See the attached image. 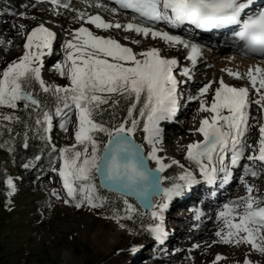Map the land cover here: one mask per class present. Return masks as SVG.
Instances as JSON below:
<instances>
[{
  "label": "snow or ice",
  "instance_id": "1",
  "mask_svg": "<svg viewBox=\"0 0 264 264\" xmlns=\"http://www.w3.org/2000/svg\"><path fill=\"white\" fill-rule=\"evenodd\" d=\"M115 2L120 8L133 10L144 22H136L137 18L134 17L126 24L119 21L113 24L99 13L88 14L79 8L73 9L76 12L74 19L87 20L97 29L123 27L144 37L160 38L169 47L182 46L187 51L185 59L190 60L192 65L202 55L201 45L154 26L156 22H164L174 29L186 24L203 30L231 27L232 36L240 42H234V48L244 55L264 56V3L257 4L255 0ZM51 3L58 8L60 6V0H51ZM84 3L87 5L90 0H84ZM62 6L69 8L70 4L64 3ZM96 6L107 7L101 0H96ZM111 11L115 13L118 9L114 7ZM19 15L24 17L26 13L21 11ZM23 27L20 25L21 29ZM24 35L26 39L22 55L0 72V106L16 109L18 102L22 101L24 108L33 110L29 115H35V125L39 126L37 130L42 129L44 134L52 127V114L46 102L48 94L55 100L56 115L65 117L60 125L65 131H68L70 113L75 110V143L58 149L51 144V149L58 152L60 160L59 168L53 167L52 171L58 172L66 196L70 198L63 202H74L77 208L85 203L96 208L103 206L109 197L98 193L96 178L99 177V187L108 188L122 199L129 218L133 213H138V209L129 202V196L136 197L150 210L152 222L141 223V227L156 242H163L168 236L164 226V211L168 208V202L198 182L191 167H185L179 160L171 158L165 162V156L158 154L163 150L160 122L173 119L180 96L179 85L184 83L174 75V69L179 64L177 58L161 55V49L157 47L134 52L117 39L98 35L81 23L72 29L70 38L63 41V58L52 66V71L65 77L68 83H48L42 76V66L45 55L53 51L56 33L44 23H38ZM134 43L139 44V41ZM180 71L189 80L192 79L188 66L180 67ZM225 71L241 78L238 70L227 68ZM245 75L258 93L255 103L264 109V67L260 64L249 66ZM212 83L203 84L197 95L188 96V100L199 99V110L208 111L210 116H204L198 128L190 129L202 134L203 139L189 143L185 152L186 158L198 168L199 178L210 185L217 180L222 183L230 180L232 171L229 164L238 165L244 156V137L248 131L247 108L250 103L247 86H233L223 78L214 88L211 103H208L204 94L210 93ZM37 92L45 94L44 99ZM121 106L127 114L118 117ZM106 115L108 120L104 119ZM0 119L20 122V117L14 113L0 114ZM141 125L147 149L135 138ZM8 131L11 132V128ZM259 133L258 151L247 159L260 161L261 170L264 171V123L260 124ZM43 138L51 142L50 136L44 135ZM229 151L230 161L226 162L225 153ZM149 161L155 162V167H151ZM170 165L178 166L175 177L164 175ZM247 175L257 176L259 172L252 165L244 164L240 180L245 185V195L225 202L216 212L217 219L223 223L216 235L224 243L247 244L250 250L264 255V194L254 193L255 185L244 178ZM165 181H168L167 186ZM5 182L11 195L16 191L13 178L9 176ZM51 195L61 198L56 189L51 190ZM113 218L119 220L120 216ZM120 226L125 227L123 224ZM197 247L198 244L192 245V248ZM136 249L137 246L133 245L131 251ZM215 259L218 261L222 257L217 254ZM242 264L258 262L246 256Z\"/></svg>",
  "mask_w": 264,
  "mask_h": 264
},
{
  "label": "rangeland",
  "instance_id": "2",
  "mask_svg": "<svg viewBox=\"0 0 264 264\" xmlns=\"http://www.w3.org/2000/svg\"><path fill=\"white\" fill-rule=\"evenodd\" d=\"M13 1L14 0H1L0 6L2 8H9L8 11L6 9V14L3 13L0 15V24L7 25L9 19L13 16L14 11H11V6L15 8ZM33 1H40L39 3L42 2L46 5L51 4V0ZM93 1L96 3V0ZM8 2L11 4H8ZM64 3H69V0H60L59 8L62 12L69 14L75 6H73L74 8L70 7L67 9L62 6ZM101 3L107 5L106 8L109 10L114 8L103 1H101ZM85 8H87L85 12L88 14L93 11L91 8ZM85 8H82L83 11L86 10ZM4 10L5 9H0L1 13L4 12ZM61 13L59 14V18H54L52 15L42 13V19L31 21L29 23L30 27H27L28 29H23L22 34L15 35L16 38L11 41L13 45L12 50L18 49L20 54L5 59L2 62L0 61V72H2L3 68L6 67L8 63L14 59H18L22 55L23 43L26 39L24 33L26 31H29L38 23H44L45 25L53 27V24L57 22L56 24H58L59 27L58 25L55 26L53 31L57 34L59 32V34L53 42V51L50 54H46L44 57L42 76L48 83H68L65 77H61L52 71V66L57 60L63 58V49L61 48L63 41L70 38L72 29L79 27L80 24L84 22L80 23L79 21L74 24V27L69 29L66 26L64 27L63 23L60 21ZM117 13L123 16L122 19L125 22L132 21L134 18L128 13L120 10H118ZM136 22L142 21L136 19ZM156 27L168 30L163 26ZM66 33L69 35H66ZM118 36L117 34L114 35L115 38L120 39V36ZM193 41L201 45V52L204 54V60L198 63L197 69L201 68L202 71L205 72L204 74L207 76L209 75L208 78L204 79V81L199 84L203 86V84L209 81L213 82L210 93H206L207 97L205 99L208 103H211L212 93L221 78H224V80L228 79L230 84L233 83L249 88L250 103L247 108L248 131L244 137L245 151L242 161H240L237 166L238 170L234 184L238 183L237 178L240 179V176L243 174L244 164H250L259 172V175L252 176L257 182L253 191L254 193L258 192L261 194L264 187V171L261 170L259 161H249L247 159L254 151H258V141L260 139L259 126L261 123H264V109H261L260 106L255 103L258 93L251 87V82L247 79L245 72L241 74V78H236L225 71L227 68H231L234 71L237 69L233 68V65H231L232 67H230V65L228 66L229 59L214 58L219 55L218 48L203 44L199 40ZM146 47L147 46L140 47V50L142 51L146 49ZM150 47L157 46L151 45ZM169 56H175L179 61L178 66L174 69V75H176V77L177 74L179 75L181 73L180 67L191 66V61H187V59H185L186 56L180 57L177 53H170ZM210 64L213 65L209 66ZM193 72L195 76L197 74L196 78L193 74H191L193 77L190 80L187 77L185 78V76L183 78V75L177 78L178 80L187 82L179 85L180 96L178 98V106L181 107L179 110L183 108L192 110L196 104L199 103V99L188 100L189 95L195 96V93L191 92V89L195 87V82L197 80H202L201 75H198L199 73H196L195 69ZM202 86H199L198 89ZM55 107V100L51 96L48 110L52 114V127L47 134H44L42 129L37 130L39 126L35 125L34 114L31 116L28 114L27 120H24V122L26 121L22 127L23 136L25 138L24 145H28L30 139L39 140V142L42 143L40 158L36 161L28 160L24 164H19L17 159L11 158L8 163H4L9 172L7 178L9 176L13 178L16 191L10 195V202L5 207L0 208V264H213V261H215V264H236V262L242 264L246 256L253 262L264 264V255L250 250L249 245H234L224 243L221 240H217L219 246L216 248L196 250V252L188 258L181 255L185 245L188 249L197 242L191 237V234L198 231L203 225V222H207L210 217H214L210 211L217 207L216 204H204L202 201L203 196L197 195V192L195 193L196 198L200 199L199 197H201L202 199L193 200V203H190L192 202L190 200L191 198H187L185 203L189 204V209H186L185 212L184 209H178L177 205L182 203L180 199H182L186 193L182 196L173 197V199L168 202V208L164 211V226L168 232V236L163 241L164 243L156 242L150 233L141 227V223L148 224L152 222L153 218L150 215V210H143L134 200L128 198L129 202L138 209V213H148L147 215L133 213L132 217L129 218L125 212L122 199H120L116 193L99 187L97 178L96 184L98 193L109 197V200L106 201L103 206L96 208L85 203L80 208H77L74 202L64 203V199L70 198L66 196V191L63 189V183L58 172L52 171L53 167L59 168L60 160L58 152L51 149V144H55L58 149L64 145L75 143L74 131L76 127V114L75 110L70 113V123L67 125L68 131H65L60 126L65 117L56 115ZM18 110H22V112L33 111L32 109L24 108L23 102L22 105H19L16 109L0 106V114H15ZM198 112L199 120L204 116H209V114L203 110H199ZM178 117L180 118H178L177 122L174 124L185 127L183 125V117ZM8 121L0 119V123H6ZM192 121L194 120H191V122ZM191 122H189L188 125H190ZM195 122L196 121L191 124L197 127L198 122ZM160 124H162V121ZM161 128L162 133L168 135L170 129L163 126ZM251 132H254V135H251ZM136 133L139 142L144 144L147 149V143L143 140L142 126ZM44 135L51 137L50 143L43 138ZM187 140H189L190 143L193 142L194 136H191ZM188 144H183L181 155L183 159H180L181 156L176 151H162L160 155L162 154L165 156V160L169 158L179 160L185 167H191L196 173L197 178L200 179L198 168L194 162L186 158L185 152ZM163 145V148H165L166 145ZM249 145L252 146L250 151L247 149ZM1 153L2 148L0 147V157ZM225 157L226 162L230 161V151L225 153ZM150 163L151 166H155V162L150 161ZM26 164L29 166L25 167L24 165ZM229 166L233 172L235 166L230 164ZM178 171V166L170 165L164 172V175L175 177ZM222 175L223 173H220V176ZM247 177H249V175L244 178L246 179ZM201 182L204 185L206 181L202 180ZM164 183L165 186H167L168 181ZM218 183L222 182L219 181ZM52 189H56L61 198L51 195ZM111 193H113V195H111ZM240 194H242V196L245 195V185ZM222 197V201H220L221 207L225 202L229 201V195L223 194ZM183 199H185V197H183ZM117 205L121 206L120 211L110 213L114 206ZM201 209L208 211H202ZM115 215H119L120 219H114L113 217ZM121 224L125 225V227L122 228L120 226ZM129 229H131V231H129ZM133 245L137 246L134 252L131 251ZM217 254L221 255V260L216 261L215 258Z\"/></svg>",
  "mask_w": 264,
  "mask_h": 264
},
{
  "label": "bare ground",
  "instance_id": "3",
  "mask_svg": "<svg viewBox=\"0 0 264 264\" xmlns=\"http://www.w3.org/2000/svg\"><path fill=\"white\" fill-rule=\"evenodd\" d=\"M0 2H1V0H0ZM13 2H14V6H15V8L13 6H11V8H12L11 11H14L13 16H11L7 25L0 24V55H1L0 61L1 62L4 61L5 59H8V58L14 57V56H18L20 54V52H18V49L12 50L13 45H12V43L9 44L8 41H13V39L16 38L15 35L22 34L23 29L30 27L29 23L31 21L42 19V13L52 15L54 18H59V14L62 12L60 10V8H58L56 5H53L51 2H50L51 4H47V5L42 3V2L39 3L40 1H33V0H14ZM69 4H70V7L75 6V8H79V9H81V11H83L82 8H85V7L91 8V9H93V11L90 12L89 14L99 13L105 20H110L113 22V24H115V22H117V21H119L121 24L127 23V21L125 22L122 19V17H123L122 15L118 14L117 12L114 13L106 7H97L95 1H93V0H90V3L87 5L84 3V0H69ZM8 8L9 7H6V8L1 7L0 9H5V10L2 13L0 11V15H2L3 13L6 14V9L8 11ZM85 9L86 10H84V11H87V8H85ZM21 11L26 13V15L24 17H21L19 15V12H21ZM31 14H33V15H31ZM61 14L62 15L60 17L61 18L60 21L63 23L64 27L66 26L69 29L71 27H74L75 26L74 24L80 21L78 19H74V17L76 16V12H74L73 10H71L69 14H66L64 12H62ZM81 22H84L86 27H89L92 31H94L98 35L110 36L112 38H115L114 37L115 34L119 35L120 39H117V38H115V39H117L122 44L125 43V45L131 47L134 50V52H137V53L141 52L140 47H145V46L150 47L151 45H155V46H157V48L161 49V55L169 56L170 53H177L178 56H180V57L187 56V51L182 46L169 47L160 38H152L151 36L144 37L140 34L135 33L133 30H128V29H125L123 27H121L119 29H117L115 27L110 28V29H97L94 25H91V23L88 22L87 20L80 21V23ZM56 23L53 24V27H50L49 25H45V26L49 27L53 30V28L58 25ZM20 25L24 26L23 29L20 28ZM58 27H59V25H58ZM166 28L168 29V31L174 32L175 34L182 35L186 39L189 38L188 36L183 34L181 28L178 29L180 32L177 29H174L172 27H168L167 25H166ZM58 34H59V32H58ZM58 34L56 33V38H57ZM125 37H127V39H125ZM216 40H217L218 46H219V44H225V45L230 44L229 43V41H230L229 37H223L222 41L218 38ZM134 41H139V44L134 43ZM148 45H150V46H148ZM224 47L225 46H223L222 49H219V51H218L219 55L214 57V58L229 59L228 66L230 65V67H232L231 65H233V68L237 69L241 74L243 72L246 73L249 66L254 67L257 64H260L262 67H264V56L255 55V54L244 55L238 50V48L237 49L232 48L231 46H227L226 48H224ZM230 57H231V59H230ZM203 60H204V54L200 55L197 58V63L195 65L191 64V66H188L190 68L191 74H193L195 76V74L193 72V70L195 69L196 73H199L198 75H201V77H202L201 78L202 80L201 81L197 80L195 82L196 83L195 87L191 89V92L195 93L194 95H197L198 87L202 86L199 83L200 82L202 83L204 81V79L208 78V76H209V75L207 76L206 74H204L205 72L202 71L201 68L197 69L198 63L202 62ZM211 65H213V64H210L209 66H211ZM181 75H183L182 72L179 75L177 74V78H180ZM196 77H197V74H196L195 78ZM183 78H184V75H183ZM224 81L228 82V79L224 80ZM184 83H187V82L184 81ZM232 85L233 86H240V85H235L233 83H232ZM217 86H219V83L216 84V87ZM204 96L206 98L207 94H204ZM199 106H200V103H197L196 106L194 107V109H192V110H190L188 108H185V109L183 108L182 110H179L178 116L183 117V125L185 127H182L178 124H174L175 122H177V119L176 120L171 119V120L162 121L165 128L170 129V132L168 131V135H165L166 133H163V141H162V149L163 150L162 151H164V152L176 151L181 156L183 144L185 145V143L188 144V142H189V140H187V139H189L191 136H194L193 141L203 139L202 134H200L198 132L190 131V129H195V128L199 127V123H200V120L198 119V117H199L198 116ZM224 111L226 112L227 110H224ZM205 112L207 114H209V116H210V113L208 111H205ZM200 116H201V114H200ZM253 119H254V117H253ZM191 120L198 122V124H197L198 126L197 127L193 126V124H191V123L194 121L191 122ZM189 122H191L190 125H188ZM161 127H162V124H161ZM252 134L254 135V132H251V135ZM252 142H253V140H252ZM163 144L166 145L165 148H163V146H164ZM247 149H249V151H250L252 149V146L249 145ZM160 153H158V154H160ZM247 156H248V154H247ZM247 156H245V157H247ZM180 159H183V156H181ZM241 161H242V158H241ZM165 162H168V160H165ZM259 163L261 164L260 161H259ZM237 166L238 165H235V168L232 172V177L227 182L218 183L220 180H217L215 182V184H211L210 186L206 187V188L210 189L209 191L203 192V189L205 187L203 186V184L201 182L202 179L201 180L198 179V182L196 184H194L190 188H187L186 190H184V192L180 195V196H182L184 193H186L183 196V197H185V199H183V197H182V199H180L181 202H183V201L185 202V200L187 198H192V197L196 198L195 193L200 191L203 195V203L204 204H208V203L212 204V205L216 204V206H217L216 208H214V210L212 209V211H210V212H212L211 214L214 217H210V219L207 222H203V225L200 227V229L198 231L194 232L193 234H191V237L197 241L195 244H198L199 247H197V248L190 247L187 249V247L185 245V247L182 250L183 253H181V255L186 256L185 258L192 256L196 252V250L197 251L203 250V249L208 250V249H211V248L213 249V248H216L219 246V242L217 240L220 241V238L216 235V232L218 229H221L223 227V223L221 220L217 219L216 212L221 208L220 201H222V198H223L222 195L223 194L229 195V197H228L229 200H232L235 197H242V194H240V193L244 187L243 182L237 178L238 183L234 184L235 178L237 176V170H238ZM165 171H166V169H165ZM263 179H264V176H263ZM245 180H247L248 183L255 185V187H256L257 182L252 177V175H249V177H247ZM216 185H217V188H216ZM233 192H234V194H233ZM261 194H264V187H263V191H261ZM173 206H174V204H173ZM181 209L183 210V208H181ZM187 209H189V208H187ZM201 210L202 211H208V210H204V209H201ZM244 249H246V248H244ZM195 264H197V263H195Z\"/></svg>",
  "mask_w": 264,
  "mask_h": 264
},
{
  "label": "trees",
  "instance_id": "4",
  "mask_svg": "<svg viewBox=\"0 0 264 264\" xmlns=\"http://www.w3.org/2000/svg\"><path fill=\"white\" fill-rule=\"evenodd\" d=\"M37 95L44 99L45 94L42 92H37ZM51 101V94L47 96V104ZM111 112V109H108ZM29 112H22V110H18L15 115L20 117V122L15 120H9L6 123H0V146L2 148V153L0 157V208L5 207L11 200L10 195L8 194L9 189L6 184V179L8 176V170L4 163H8L11 158L17 159L19 164H24L28 160L36 161L38 159H33V157H39L42 153V143L39 140L30 139L27 146L24 145L25 138L23 136L22 127L25 124L24 120H27ZM126 111L124 110L123 106H121L120 110L117 113V116H124L126 115ZM105 120H108V116L104 117ZM142 126V125H141ZM11 128V132L8 129ZM135 138H137V133H135ZM7 142V145H5ZM9 147H11V151H9ZM110 194V192H109ZM113 195V193H111ZM115 197V196H112ZM115 211H120L121 206L117 205L114 206ZM110 211L113 213L114 211Z\"/></svg>",
  "mask_w": 264,
  "mask_h": 264
},
{
  "label": "water",
  "instance_id": "5",
  "mask_svg": "<svg viewBox=\"0 0 264 264\" xmlns=\"http://www.w3.org/2000/svg\"><path fill=\"white\" fill-rule=\"evenodd\" d=\"M19 105L21 106L22 105V102H19ZM137 140V139H136ZM137 142L138 143H140L138 140H137ZM149 165L151 166V163H150V161H149ZM151 167H155V166H151ZM97 180H98V183H99V177H97ZM102 188V187H101ZM103 189H105V190H107V191H110L108 188H103ZM110 192H112V191H110ZM128 198H131V199H133L143 210H145V211H148L149 209L148 208H146L145 206H143V203L141 202V201H139L136 197H134V196H129Z\"/></svg>",
  "mask_w": 264,
  "mask_h": 264
}]
</instances>
